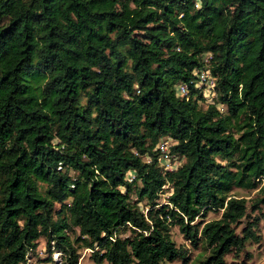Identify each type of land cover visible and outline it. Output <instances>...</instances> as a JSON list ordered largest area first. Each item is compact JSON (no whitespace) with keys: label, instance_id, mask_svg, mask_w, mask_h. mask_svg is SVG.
<instances>
[{"label":"trees","instance_id":"16d2710c","mask_svg":"<svg viewBox=\"0 0 264 264\" xmlns=\"http://www.w3.org/2000/svg\"><path fill=\"white\" fill-rule=\"evenodd\" d=\"M203 66L209 102L191 75ZM233 188L264 205V0H0V264L39 237L59 264L77 248L163 264L184 257L170 226L208 249L199 264H226L257 238L253 222L235 232ZM207 211L220 216L195 221Z\"/></svg>","mask_w":264,"mask_h":264},{"label":"rangeland","instance_id":"374dc122","mask_svg":"<svg viewBox=\"0 0 264 264\" xmlns=\"http://www.w3.org/2000/svg\"><path fill=\"white\" fill-rule=\"evenodd\" d=\"M227 5L230 4L227 3ZM229 9L230 7L228 6L227 10ZM156 23L160 22L156 21ZM207 101H209V98ZM217 107L220 111L224 112L220 104H217ZM130 174L129 172L126 173L125 176L127 179L132 178ZM168 194L169 189L165 186L156 202L159 204L164 203ZM229 195L236 198H243L246 203V215L234 225L236 234L241 235V228L246 223L253 222V232L257 235V238L246 241L242 250H231V252L227 253L224 257L226 264H264V205L260 204L258 208L251 209L250 204L252 200L258 196L256 190L233 188L229 192ZM131 199L133 201L136 199L133 194L131 195ZM137 206L145 213L146 208L144 200L138 202ZM55 207L57 208L58 206L55 205ZM219 216L220 211H207L202 216L196 218L195 221L201 224L206 221L217 219ZM169 229L170 239L174 242L176 247L180 246L183 249L184 257L165 261L163 264H199L198 261L207 256L208 249L203 246L201 241L196 239L195 244H191L182 236L176 226H170ZM66 233L69 237L73 238L77 235V230H67ZM77 252L79 253L77 264H107L105 261L99 263L95 262L91 257V250L87 248H77ZM60 257V253L53 248L51 242L46 244L45 238L39 237L35 241L34 249L26 253L23 264H59Z\"/></svg>","mask_w":264,"mask_h":264},{"label":"built area","instance_id":"2783aa9c","mask_svg":"<svg viewBox=\"0 0 264 264\" xmlns=\"http://www.w3.org/2000/svg\"><path fill=\"white\" fill-rule=\"evenodd\" d=\"M207 55L203 56V60H205ZM192 76H195L194 79V87L196 88H203V96L206 99V102H209L211 97L214 96L213 92V84L214 79L210 75L209 70L203 66L200 68H194L191 72ZM175 92L178 95H185L187 93V86L183 83H178L175 85ZM209 98V101L207 99ZM168 142L169 140L166 139H159V141L155 145V149L157 150L159 157L158 161L165 169L171 170L174 166V164L170 163V156H169V150H168ZM144 160L146 162L149 161L148 157H144ZM130 175H132V178L127 179V181H131L133 179V172L130 171Z\"/></svg>","mask_w":264,"mask_h":264}]
</instances>
